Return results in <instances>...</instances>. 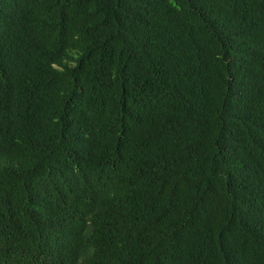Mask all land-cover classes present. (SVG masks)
I'll return each mask as SVG.
<instances>
[{
  "label": "trees",
  "instance_id": "obj_1",
  "mask_svg": "<svg viewBox=\"0 0 264 264\" xmlns=\"http://www.w3.org/2000/svg\"><path fill=\"white\" fill-rule=\"evenodd\" d=\"M0 264H264V0H0Z\"/></svg>",
  "mask_w": 264,
  "mask_h": 264
}]
</instances>
